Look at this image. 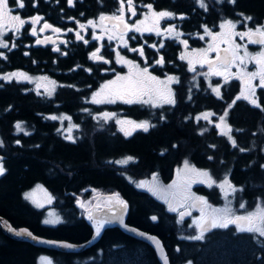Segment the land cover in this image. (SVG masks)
<instances>
[{
	"label": "trees",
	"instance_id": "1",
	"mask_svg": "<svg viewBox=\"0 0 264 264\" xmlns=\"http://www.w3.org/2000/svg\"><path fill=\"white\" fill-rule=\"evenodd\" d=\"M24 1L25 6L21 8L24 16L51 8L45 0H35L36 6L32 4L34 0ZM114 1L82 0L77 6L90 14L112 9ZM217 7L222 6L217 4ZM224 8L233 18L236 13L256 18L264 15V0H235V3L225 4ZM55 13V9L49 11L51 15ZM5 39L9 47L0 48L6 57H0V74L17 69H40L32 59L35 54L32 47L29 56L22 53L23 45L29 42L25 31L19 37L6 35ZM13 44L16 47H12ZM82 53L77 54L79 59H61L62 69L68 70L81 63ZM47 69L53 73L56 67L48 66ZM56 77L63 85L57 87L52 98L26 91L22 81L0 80V141L3 142L0 154L5 157L1 162L6 168L5 174L0 176V216L8 219L14 227H26L36 235L79 243L86 240L92 230L77 200L84 202L94 191L103 196L119 193L128 204L126 222L157 234L169 264H189V261L191 264H264V237L258 233L239 232L233 227L213 228L204 234L203 239H188L197 233L196 227H189L185 221L175 222L172 215L162 212V199L146 188H137L135 183L141 180L150 182L152 174L156 173L161 185L172 184L177 180V169L188 160L191 165L208 170L216 181L227 175L232 185L242 189L234 193L233 212H252L258 205L264 207V168H261L264 148L248 147L240 154L224 147L212 149L204 143L208 136L204 139L203 135L195 133V129L190 131L186 123L184 131L166 128L160 134L140 132L136 137H126L118 131L113 119L106 124L92 119L90 113L97 111L98 106L81 100L84 87L95 76L78 75L70 70L62 75L56 74ZM67 84L79 89H70ZM85 107L89 112L83 111ZM62 109L72 112L75 123L80 125L73 131L75 142L65 139L57 131V121L47 116L51 111ZM126 110L132 111L130 108ZM241 111L243 120L247 116L252 118V114L246 112H257L249 108ZM254 116L252 123L242 126L255 127V143L262 141L264 145V114ZM17 122H22L24 132L16 130ZM170 137L178 142L181 139L182 146L168 150L160 148L162 145L158 140L170 145ZM127 156L135 159L126 165L113 163ZM36 183L42 184L54 197L51 206L61 215V223H42L45 208H36L24 198L23 193ZM192 190L204 196L212 208L219 207L221 194L215 185L207 187L192 183ZM241 203L245 204L244 208H240ZM153 215L158 217L151 222ZM172 244L179 246V253L170 250ZM112 249L118 253L115 255L116 264L131 253L136 264H160L148 244L116 227L105 229L93 246L79 253L38 248L8 237L0 228V264H34L40 253L49 255L52 264H98Z\"/></svg>",
	"mask_w": 264,
	"mask_h": 264
},
{
	"label": "snow or ice",
	"instance_id": "2",
	"mask_svg": "<svg viewBox=\"0 0 264 264\" xmlns=\"http://www.w3.org/2000/svg\"><path fill=\"white\" fill-rule=\"evenodd\" d=\"M69 6L73 5V0H67ZM230 3H235V0H229ZM195 3L202 9L207 10L208 4L207 0H195ZM16 4L19 8L24 7V0H16ZM127 11L131 13L132 16L136 15V10L133 4V0H126ZM148 9L146 13L143 14L144 19L136 20L135 23L129 24L124 17L125 12V0H119V8L116 13L111 15L101 14L99 16L100 25H97L96 21L89 20L88 25L93 28L103 25L104 21L111 20L116 23L113 24L112 29H103L100 36H93L94 40H98L101 36L107 34L108 40L119 39L124 47L128 46V40L125 36L128 33L136 32H155L158 36H166L170 39L180 40L182 35L175 25L169 24L167 28H161L160 24L162 20L167 18H172L175 14L168 10L155 11L152 4L144 5ZM12 9L9 7L8 0H0V48H8V42L3 39L4 35L12 30L14 34H18L20 29L25 25L26 20L21 18L20 15H12ZM118 13V14H117ZM240 15H243L242 13ZM180 19H184L181 15ZM33 25L31 30V35H36L35 25L40 22L43 18L40 16H34L29 18ZM71 19V18H70ZM252 17H245V20H251ZM79 24V21H77ZM240 21H233L230 19H224L220 24L219 32H215L209 29L206 25L204 27L205 35L211 37V41L207 48L192 49L190 52L185 51L181 53L180 59L186 60L188 63V71L195 73L196 75H201L205 79L212 76L223 77V83L227 84L232 79H238L241 84L240 92L228 104L227 108L224 109L223 114L219 116V122L215 124L216 129L219 130V134L227 137L228 141L233 147L237 146L236 140L232 136V126L228 123L227 117L229 116L228 109L232 108L238 100H245L252 106L259 108L264 111V106L261 105L259 97L257 96V89H264V24H257L254 28L245 25L244 31L237 30V24ZM84 24H79V28L83 29ZM45 28H51L54 32L59 33L61 29L58 27H53L47 21H44L43 27L40 31H44ZM72 31V29H68ZM234 37H239L241 41L247 39V43H237ZM134 35L129 36V39H135ZM201 39L204 37L201 36ZM51 38H45V40L37 39V44H43L48 42ZM77 40H84V37L80 35L79 32L76 34ZM88 43L87 40H84ZM180 43L185 45L187 48V40H180ZM221 44L227 45V47L221 48ZM249 45H259L260 49L257 52H250L248 50ZM12 47H16L15 44ZM151 47H156L155 44ZM160 47L163 48L164 44L161 43ZM54 51H59L58 48H54ZM132 52H139L141 56L144 55L143 47L140 48H130ZM101 49L98 47L92 53H90V59L100 61L103 60L105 63L109 61L105 60L103 55L100 54ZM214 52L216 54L215 59L209 57V53ZM242 53V54H241ZM27 55V53H25ZM0 57H5L4 52H0ZM6 58V57H5ZM117 63L124 64L128 67V73L126 75H121L119 73L115 74V79L106 81L100 86V88L92 93L90 103L92 104H115L118 101L124 104H143L150 105L153 108L160 107L162 105H175V93L171 87L174 83H179V78L176 76L166 75L164 79L152 75L149 72V67H141L135 61L126 59L117 52ZM164 57L156 60L155 63L159 65L164 64ZM253 64L255 70L249 71L248 65ZM200 65L203 68L207 65V72H197L196 65ZM235 67L236 71L233 72L232 68ZM90 71V69H89ZM15 79L17 82L26 80H46L47 85H42L37 83V89L43 87L44 92L47 96L51 97L56 90L57 84L54 80H50L48 77H30L27 73L16 71L10 73L0 74V80L10 82ZM195 80V75L193 76ZM258 83H253L257 81ZM50 85L51 87H49ZM212 93L215 94L217 98H222L221 85L217 84L213 86L209 83ZM191 92V89H189ZM39 94V92H38ZM190 98V97H189ZM84 112H89V109H83ZM213 112H202L197 116V120L203 119L212 123L210 120L211 116H214ZM117 114L115 112L103 111L92 116V119L98 122L103 121L105 124L115 118ZM50 119L56 120H67L69 122L68 127L64 129L68 135L65 139L75 142V138L72 135V129H79L80 125L72 123L71 116L61 114L59 117L51 116ZM162 120L165 119L163 115L160 117ZM187 119V117L185 118ZM116 124L120 126L119 130L127 137L132 135L133 132L137 130H143L147 132L149 128L154 127L149 121H134L130 119H116ZM103 125H101L102 127ZM15 128L18 132H24L22 127V122H17ZM59 132L60 129H57ZM207 129H201V134L206 132ZM237 131H242L237 129ZM264 131V129H262ZM28 133L25 132V135ZM17 144L20 143L19 140L16 141ZM3 146V142L0 141V147ZM211 147H215L212 145ZM241 152L246 151V149L241 148ZM132 156L124 157L120 160L113 161V163L126 165L129 161L134 160ZM211 160L212 157L210 156ZM2 160V158H0ZM264 168V165H261ZM6 168L2 162H0V176L4 175ZM202 183L206 184L208 187L217 185L223 192L226 198V204L223 208H212L205 197L197 196L195 193L190 191L192 183ZM137 188H146L153 195L157 196L159 199L165 201L168 204V210L171 212H176L179 207H197L199 206L201 215L193 219V225H195L198 230V235L187 237L188 239L200 240L203 239L204 233L213 228H227L229 225H235L236 230L239 232H250L258 233L260 236L264 237V207L258 205L257 210L248 212L246 215H236L232 208L230 207L231 201L227 200L228 193H235L241 191L242 189L236 188L230 182L228 176L226 175L222 181L217 184V181L213 178L211 173L206 169H198L194 165H191L188 160H185L183 167L177 169V180H174L172 184L161 185L158 181V176L156 173L152 174V180L149 181H138L135 182ZM37 191L44 193L43 201L36 198L35 193ZM24 198L31 201L35 207L43 208L44 204H51L54 197L43 188L42 185H36V187L30 191L24 193ZM108 203L106 207L109 212L112 213L111 216L102 217L99 215H94L93 211L86 208L85 204L77 200L78 205L85 209L87 218L92 222L95 229L96 235H99L102 228L108 223L113 221H118L121 225H124V213L128 208V204L123 200L119 193H112L104 198ZM190 202V203H189ZM240 208H244L245 204L241 203ZM101 206H96V211H100ZM118 209V211H117ZM206 209H209L206 211ZM187 215H190L188 211H181L179 213L180 220ZM153 221L157 220L156 216H152ZM62 219L59 215L52 212L48 213V218L43 221L44 224L56 225L61 223ZM193 225H189L192 227ZM127 227L126 225H124ZM16 235H27L30 238L37 239L33 236V233L28 231V229H21L16 232ZM141 235H145L141 233ZM148 239L155 243L156 248L159 250L160 255L164 259V264H168L167 257L164 254L163 246L161 242L156 238L149 236ZM50 244H58L63 247L71 248L74 247L71 244L65 242L57 241H47ZM46 260V264H52V261L47 258H41ZM191 264V261H189Z\"/></svg>",
	"mask_w": 264,
	"mask_h": 264
},
{
	"label": "flooded vegetation",
	"instance_id": "3",
	"mask_svg": "<svg viewBox=\"0 0 264 264\" xmlns=\"http://www.w3.org/2000/svg\"><path fill=\"white\" fill-rule=\"evenodd\" d=\"M8 2L9 7L12 9L11 14L20 15L21 18L26 20V23L20 29L18 34H14L12 30H9L4 35V37L6 35L9 37H19L20 34L25 31V33L28 34L29 42L23 45L24 49L22 50V53L24 55L27 53V56H29L30 49L32 47L35 52L34 58L32 57V59H35L38 66L40 67V69L37 71L17 69L13 70L12 72L21 71L33 77H48L56 82L57 87L62 86L63 83L57 79L56 74L62 75L70 70H74L78 72V75L95 76V79L90 81L84 87V92L82 91L80 94L81 100L84 103L90 104L88 98L94 90H96L106 81L115 79L116 73L121 75H126L128 73V67L126 65L116 62L117 52H119L121 56L135 61L141 67L148 66L149 72L160 79H164L166 75L178 77L179 83H174L171 85L175 93L176 104H165L160 107L153 108L150 105L124 104L119 101L115 104H102L100 106L91 103V105L98 106L99 108L97 111L90 113L91 116L99 112L109 111L115 112L117 114L116 117H123L124 119H130L137 122L147 120L152 125H155L154 127L149 128L147 132H144L143 130H137L133 132L132 137H136L140 132L146 134H160L162 133L160 131L166 128H171L172 131H184L186 123L188 124V129L190 131L195 129V133L197 135H203L204 139H206V136H208L204 143L212 149L224 147L227 151H236L237 154H240L242 153L240 151L241 148L247 149L249 147L260 150L264 148L262 141L255 143V140L257 139L255 136L257 129L255 127L242 126V124L245 123H252L254 120L252 121L251 119L255 118L254 114L256 116H263L264 111H260L259 108L252 106L245 100H238L232 108L228 109L229 116L227 117V120L232 126L233 132L231 134L237 142L236 147L232 146L227 137L220 135L219 130L215 127V124L219 122V116L223 114L224 109L227 108L228 104H230L232 100L235 99V97L239 94L241 88L240 81L238 79H232L227 84H224L223 77L220 76H212L208 79H205L201 75H196L195 73L189 72L187 61L180 59L181 53L185 51L190 52L192 49L207 48L211 41V37L205 35L203 26L206 25L209 29L219 32V24L224 19H230L233 21H240V23L237 24V30L244 31L245 25L254 28L257 24H264V15L254 18L250 14L242 13L243 15H240L241 13H236L235 17L233 18V15L224 8L225 4L230 3L229 0H207V10L200 8L195 3V0H133L136 15L132 16L131 13L127 11V4L125 0L124 17L129 24L135 23L136 20L144 19L143 14L148 11L144 5L152 4L155 11L168 10L175 14L172 18L162 20L160 26L161 28H167L169 24L175 25L176 29L182 34L180 36V40H187L188 43L186 48L185 45L180 43V40L170 39L166 36H158L155 32H136L128 33L125 36V39L128 40V46L124 47L119 39L108 40L107 34L101 36V38L98 40L93 39L94 35H101L102 27L103 29H112L113 24L116 23L115 21H104L102 27L97 26L95 28L88 25L87 23L89 20H94L96 21L97 25H100V21L98 19L99 16L102 13L105 15L116 13L117 9L119 8V0L114 1V7L112 9H102L101 11L96 12L93 11L90 14L83 9L78 8L77 5L78 3L82 2V0H73L72 6H69L67 0H45V2H47L51 8L49 10H39L30 16H24L22 14L21 8H19L16 4V0H8ZM36 3L37 2L35 0L32 2V4L35 6ZM217 4L221 5L222 7L218 8ZM53 9H55L56 13L53 15L49 14V11L51 13ZM181 15L184 16V19L179 18ZM34 16H40L43 18L35 25V36L31 35L33 25L29 19ZM249 16L252 17V19L245 20V17ZM44 21H47L49 24L53 25V27L60 28L61 32L56 33L51 28H45L44 31H40V28L43 27ZM77 21H79V24H84L85 27L80 29ZM68 29H72V31H68ZM77 32H79L80 35L84 37V40L88 41V43H85L84 40H77ZM132 35H134L136 38L129 39V36ZM201 36L204 38L201 39ZM48 37L51 38L48 40V42L43 44L36 43L37 39L45 40V38ZM234 39L237 41V43H247V39L244 41H241L239 37H234ZM161 43L164 44L163 48L160 47ZM153 44H155L156 47H151ZM98 47L101 49L100 54L103 55L105 60L109 61V63H105L103 60L96 61L90 59V53L94 52ZM140 47H143V56H141L139 52H132L129 50L130 48ZM224 47H227V45L221 44V48ZM54 48H58L59 51H54ZM259 49V45L248 46V50L253 53L259 51ZM81 52H83V59L81 63L72 65V67L68 70L62 69L60 66L61 59L69 57L79 59L77 54ZM208 55L211 59H215L216 54L214 52H210ZM161 57H164V64H156L155 61L159 60ZM48 66L56 67V70L51 73L47 69ZM196 68L197 72H207L208 70L207 65L201 68L200 65L197 64ZM248 70H255V66L250 63L248 65ZM232 71L235 72L236 68L233 67ZM194 75L195 80H193ZM22 82L24 83L25 90L32 91L35 96L52 98L55 93L54 92L53 95L49 97L44 93L43 90L37 91L33 89L29 81L22 80ZM209 83H211L213 86L217 84L221 85L222 98H217L215 94L212 93ZM253 83H258V80L253 81ZM67 86L70 89H79L71 84H67ZM189 89H191V92ZM257 96L259 97L261 105L264 106V89L258 88ZM85 108L88 109V107ZM127 108H130L132 111H127ZM242 108L256 109L257 112H246L248 115L251 113L252 118L247 116V118L243 120L241 111ZM206 111L215 113L214 116L210 117L212 123H209L203 119L197 120V116L200 113ZM57 114L71 116L72 123L76 124L73 119V113L67 109L51 111L47 116ZM161 115H163L165 119L162 120L160 118ZM186 117L187 119H185ZM114 122L116 124L115 120ZM116 128H118V131L121 132L119 130V125H117ZM205 128L207 131L201 134V129ZM237 129L242 131H237ZM121 133L123 134V132ZM158 141H160V145H162L160 148L164 150L176 149L177 147L180 148L182 146L181 139L180 142H178L174 138H171L168 140L170 145H168L167 142H163L164 140L162 139H159ZM212 145H215V147H211ZM88 198L90 200L86 202L87 205L85 206L89 209L92 208L94 210L97 205L102 207L106 206L108 203L106 202L104 204H98L97 197L95 196H90ZM88 198L86 200H88ZM233 199L234 196L230 199L231 205L233 204ZM160 201L164 204L161 206L162 212L172 215L173 217L171 218L175 220V222L180 220L179 213L181 211L190 212V215L185 216L182 220L185 221L188 226L193 225L192 219L201 215L199 206L194 207V209H191L190 207H179L177 208L176 212H171L168 210V204L165 203L164 200ZM82 210L83 216L85 217V215H87L84 213L85 209L82 208ZM206 211H208V209H206ZM247 213L248 212H242L237 213L236 215H246ZM154 216L158 217L157 215ZM150 221L154 222L151 218ZM188 221H191V224H188ZM228 227H233L236 230L235 225H229ZM155 235L157 236V234ZM169 247L170 250L172 249L174 252L179 253V246L177 244H172Z\"/></svg>",
	"mask_w": 264,
	"mask_h": 264
},
{
	"label": "water",
	"instance_id": "4",
	"mask_svg": "<svg viewBox=\"0 0 264 264\" xmlns=\"http://www.w3.org/2000/svg\"><path fill=\"white\" fill-rule=\"evenodd\" d=\"M40 40H42V39H40ZM0 158H2V160H3L5 157H4V155L0 154ZM2 160H0V162ZM101 195L102 194H100V196ZM109 195H111V194H108L107 196H109ZM90 210L93 211L94 215H99V216H102V217H107V216H111L112 215V213L109 212V210H108V208L106 206H102L100 208L99 212L96 211V208L94 210L91 208ZM117 211H118V209H117ZM84 213L86 214L85 210H84ZM126 217H127V210L124 213V225H126L127 227H125L124 225H121L118 221H113L111 223L106 224L104 226V228H102L100 234L96 235L95 229L93 227L92 222L87 218V215H85L84 218H85L87 224L90 226L92 232H91L90 236L86 240H84L82 242H79V243H73V242H69V241H66V240L47 238V237L36 235L34 233H33V236L36 237L37 239L30 238L27 235H16V232H19L21 229H28V228H26V227H14L8 221V219H6L3 216H0V228L3 231V233L5 235H7L8 237H10V238H12L14 240L27 242V243L35 246V247H38V248H43V249H46V250H56V251L67 252V253H79V252H82L83 250L93 246L99 240L101 234L103 233V231L105 229L116 227L122 233H124V234H126V235H128V236H130V237H132L134 239L140 240V241L148 244L153 249L158 262L160 264H164V259L160 255L159 250L156 248L155 243L152 240L147 238L149 236L156 237L161 242L159 237H157L155 234H151V233L146 232V231H144L142 229H139V228L135 227L134 225L128 224L126 222ZM28 231H30V230L28 229ZM141 233H144L145 235H141ZM47 241L65 242V243L73 245L74 247L67 248V247L60 246L58 244L47 243ZM161 245H162V242H161ZM163 251H164V254H165V256L167 257V260H168V256L166 255L164 248H163ZM168 264H169V260H168Z\"/></svg>",
	"mask_w": 264,
	"mask_h": 264
},
{
	"label": "rangeland",
	"instance_id": "5",
	"mask_svg": "<svg viewBox=\"0 0 264 264\" xmlns=\"http://www.w3.org/2000/svg\"><path fill=\"white\" fill-rule=\"evenodd\" d=\"M3 39H5V37L3 38ZM6 40V39H5ZM7 41V40H6ZM30 77H33V76H30ZM39 77H43V76H35V78H39ZM50 80H52L51 78H49ZM31 83V87L33 88V89H35V90H37V91H41V90H43L44 91V88L43 87H41V88H39V89H37V87H36V85H37V83H40V84H42V85H47V81L46 80H33V81H31L30 82ZM49 87H51L50 85H48ZM100 87H98L96 90H98ZM96 90H94V91H96ZM93 91V92H94ZM92 92V93H93ZM45 93V92H44ZM92 93L90 94V96H89V98H88V101H90V99H91V96H92ZM90 103V102H89ZM91 104V103H90ZM94 105H97V104H94ZM100 105H102V104H99V106ZM61 114H57V115H49V117H51V116H57V117H59ZM115 121H116V119H124L123 117H115V118H113ZM57 120V123H58V127H59V129H60V133L62 134V135H64V136H66V135H68V133L67 132H65L64 131V129L65 128H67L68 127V124H69V122L67 121V120H60V119H56ZM72 122V121H71ZM75 129H72V135H73V131H74ZM122 158H124V157H121V158H118L117 160H120V159H122ZM116 160V161H117ZM181 167H183V164L179 167V168H181ZM196 168H198V169H203V168H199V167H196ZM224 179V177L223 178H221V179H219V180H217V184L220 182V181H222ZM196 183H199V182H196ZM42 185V184H40V183H36V184H34L33 186H31L30 188H28L24 193H26V192H30V191H32L35 187H36V185ZM200 184H202V183H200ZM203 185H205V186H207L206 184H203ZM43 186V185H42ZM208 187V186H207ZM215 187H217V189L220 191V194H221V203H220V205H219V207L218 208H223L224 206H225V204H226V198H225V195H224V192L217 186V185H215ZM43 188L44 189H46L44 186H43ZM47 190V189H46ZM190 191L192 192V193H195L193 190H192V185H191V189H190ZM47 192L49 193V194H51L48 190H47ZM24 193H23V196H24ZM196 194V193H195ZM35 195H36V198L37 199H39V200H41V201H43V199H44V193L43 192H40V191H37L36 193H35ZM52 195V194H51ZM197 196H201L200 194H196ZM235 194L234 193H232V192H229L228 193V197H227V200H230L233 196H234ZM92 196H95V197H97V203L98 204H104V203H106L107 201L104 199L106 196H103V195H101L100 196V193L99 192H97V191H94L93 192V194H92ZM204 197V196H203ZM90 199L88 198V200H85L83 203L85 204V205H87L86 204V202H88ZM29 203H31L34 207H35V205L31 202V201H29V200H27ZM165 202V201H164ZM190 203V202H189ZM52 204V203H51ZM51 204H44V207L43 208H45V210H44V216H43V218H42V223H43V221L45 220V219H47L48 218V213L49 212H52V213H54V214H57V215H59L60 217H61V215L56 211V209L54 208V207H52L51 206ZM232 205L230 204V207H231ZM37 208V207H36ZM191 209H194V207H190ZM239 213H242V212H239ZM235 214H237V213H235ZM154 216V215H153ZM164 216H162V218H163ZM61 219H62V217H61ZM193 220V219H192ZM188 224H191V221H188ZM46 225H48V224H46ZM199 233H198V231H197V233L195 234V235H198ZM194 235V236H195ZM116 254H118L117 252H116V249H112V250H110V251H108L107 252V254H106V256L102 259V260H100V262L98 263V264H116L117 263V261L118 260H116L115 259V255ZM131 256H132V253H131ZM130 255L129 256H123V258L121 259V263L120 264H136V263H134L135 261H137V260H135L134 258H135V256L133 255V257H131ZM111 257H113V258H111ZM41 258H47V259H50L51 260V258H50V256L49 255H47V254H45V253H40L38 256H37V258H36V261H35V263L34 264H46V260H42ZM52 261V260H51ZM126 262V263H125Z\"/></svg>",
	"mask_w": 264,
	"mask_h": 264
}]
</instances>
